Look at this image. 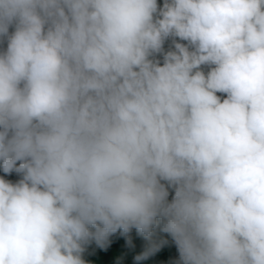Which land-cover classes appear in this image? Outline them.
I'll return each instance as SVG.
<instances>
[{
    "label": "clouds",
    "instance_id": "obj_1",
    "mask_svg": "<svg viewBox=\"0 0 264 264\" xmlns=\"http://www.w3.org/2000/svg\"><path fill=\"white\" fill-rule=\"evenodd\" d=\"M0 170V264H264V0H0Z\"/></svg>",
    "mask_w": 264,
    "mask_h": 264
},
{
    "label": "trees",
    "instance_id": "obj_2",
    "mask_svg": "<svg viewBox=\"0 0 264 264\" xmlns=\"http://www.w3.org/2000/svg\"><path fill=\"white\" fill-rule=\"evenodd\" d=\"M5 175L6 174L0 170V176ZM6 178L16 180L19 179V176L13 173L11 176H6ZM169 198H171V196ZM129 236L131 244L128 243L129 237L121 235L120 232H117L109 238L110 242L106 249H100L93 243L86 253V259H88L91 264H135L134 257L145 249L136 250L135 247L138 244H144L146 247L148 245V241L138 235L135 229L132 230ZM168 244L172 246L170 240H168ZM175 253L176 254H169L166 251L164 244L161 246L160 251L149 257L144 262L145 264H172V261L178 258V252ZM130 257L132 258L130 259Z\"/></svg>",
    "mask_w": 264,
    "mask_h": 264
},
{
    "label": "rangeland",
    "instance_id": "obj_3",
    "mask_svg": "<svg viewBox=\"0 0 264 264\" xmlns=\"http://www.w3.org/2000/svg\"><path fill=\"white\" fill-rule=\"evenodd\" d=\"M156 240L157 241H160V240H169V236H167V234H164V233H161V232H158L157 233V235H156ZM165 247H166V251L170 254V253H175V252H177V250H176V247H174V246H171V245H169L168 243L167 244H165ZM174 251V252H173ZM124 256V255H123ZM132 257H130V259H131ZM140 264H145V262L144 261H141L140 262Z\"/></svg>",
    "mask_w": 264,
    "mask_h": 264
}]
</instances>
